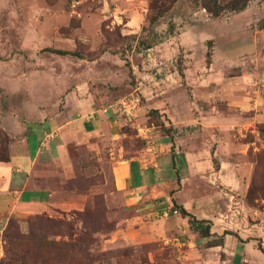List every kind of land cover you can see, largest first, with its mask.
Instances as JSON below:
<instances>
[{"label": "rangeland", "instance_id": "obj_1", "mask_svg": "<svg viewBox=\"0 0 264 264\" xmlns=\"http://www.w3.org/2000/svg\"><path fill=\"white\" fill-rule=\"evenodd\" d=\"M151 1L0 0V121L29 126L37 111L62 109L65 93L78 85L93 105L113 104L116 120L126 122L124 146L144 145L133 126L144 103L159 116L156 100L164 94L152 84L155 79L167 77L164 89L182 115L185 108L189 113L197 109L195 84L201 105L214 91L209 82L216 86L241 75L250 87H262L264 0H249L244 9L217 17L195 0H175L155 21ZM130 93H137L141 104L125 116L115 103ZM2 131L7 136L0 134V155L8 137L0 126ZM112 147L107 143L98 154L95 149L83 154L71 146L73 173L47 180L56 196L71 204H54L29 216L22 227L10 220L2 233L0 264H151L153 244L127 243L117 230L127 213L107 202L113 189L107 171ZM262 150L264 142L247 158L253 162ZM246 198V204L264 211L261 193Z\"/></svg>", "mask_w": 264, "mask_h": 264}, {"label": "crops", "instance_id": "obj_2", "mask_svg": "<svg viewBox=\"0 0 264 264\" xmlns=\"http://www.w3.org/2000/svg\"><path fill=\"white\" fill-rule=\"evenodd\" d=\"M166 78L152 82L164 94L160 102H171L156 100L163 126L149 122L145 101L137 113L133 127L144 145L124 146L126 122L89 102L78 85L65 93L62 109L37 111L29 126L0 121L9 137L8 159L0 160V256L10 219L22 227L54 204H71L47 185L54 174L73 173L71 146L98 154L108 143L115 147L107 156V202L127 213L117 226L127 243L153 244L151 264H264L257 243L264 246V211L245 203L253 170L247 154L264 142V87H250L241 75L209 82L214 91L201 105L195 84L197 109L182 115ZM177 206L204 221L209 235L193 229Z\"/></svg>", "mask_w": 264, "mask_h": 264}, {"label": "trees", "instance_id": "obj_3", "mask_svg": "<svg viewBox=\"0 0 264 264\" xmlns=\"http://www.w3.org/2000/svg\"><path fill=\"white\" fill-rule=\"evenodd\" d=\"M173 1L175 0H152L150 4V8L151 10H153L154 14L151 18V21H155L159 16L163 14V12H166L169 9ZM195 1L198 4H200V6L204 8L207 12L211 13L213 16H216V17L228 9L233 10V11H240L244 9L245 6H247L249 2V0H222L224 3H221L219 0H195ZM62 54H65V52H62ZM153 113L154 112H152L150 109L146 111V114L150 117L149 122H153L156 125L163 126L164 123L160 121L159 116H155ZM0 134H4V131L0 132ZM5 135L6 134H4V136ZM8 140L9 139L7 137L5 145H4V149H2L3 153L0 155V160H3V161L8 159V149H7ZM250 152H252V150H249L248 154ZM253 162L252 163L255 164V169L253 167L250 182L246 190V197L248 199L251 198V196L255 194L256 192L261 193L264 196V150L255 154ZM176 208L179 209L182 215L189 217V222L193 229H196V230L200 229L203 234L209 235L208 225H204L203 224L204 221L197 220L193 215H191L190 213H187V211L182 206H177ZM10 220H14L16 222L15 219H10ZM225 232L227 233L229 231H225ZM216 241L221 242V239H217ZM259 248L263 251V248L260 245H259Z\"/></svg>", "mask_w": 264, "mask_h": 264}, {"label": "built area", "instance_id": "obj_4", "mask_svg": "<svg viewBox=\"0 0 264 264\" xmlns=\"http://www.w3.org/2000/svg\"><path fill=\"white\" fill-rule=\"evenodd\" d=\"M253 84L257 85L258 81L257 80L254 81ZM261 85L262 87H264V83H262ZM115 104L117 105L116 106L117 110L121 111L123 115L130 116L133 113V111L140 106L141 100H140V96L137 93H130L118 99ZM103 111L104 112L115 111V109L113 108V104L103 107Z\"/></svg>", "mask_w": 264, "mask_h": 264}]
</instances>
